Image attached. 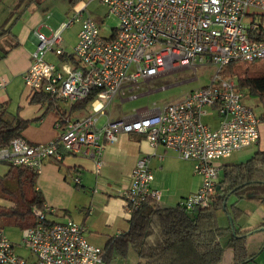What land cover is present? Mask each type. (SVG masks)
Listing matches in <instances>:
<instances>
[{"label":"built area","instance_id":"built-area-1","mask_svg":"<svg viewBox=\"0 0 264 264\" xmlns=\"http://www.w3.org/2000/svg\"><path fill=\"white\" fill-rule=\"evenodd\" d=\"M109 15L118 19L110 37L86 16V5L50 35L35 32L37 48L24 73L27 88L45 94L60 104L73 105L90 96L91 114L78 120L57 121L59 136L46 144H32L18 137L0 148V165L24 167L36 174L47 159L62 161L64 154L88 150L103 161V140L117 141L119 134L142 135L151 146H164L179 158L193 163L201 178L198 191L180 205L187 211L207 208L217 193L221 161L260 145V119L245 104V93L234 77L223 74L231 64L264 61V0H98ZM81 22L72 53L63 48L62 32ZM53 54L62 64L47 60ZM214 65L211 83L190 92L180 102L156 109L138 120L111 119L97 127L100 116H108L116 98L137 99L142 82L167 74L170 68ZM0 81V94L6 89ZM0 95V110L2 108ZM216 115L217 125L204 122ZM80 183V179H75ZM154 174L149 159L142 157L123 192L129 217L147 200L160 203L161 193L152 188ZM47 211V207H45ZM24 231L22 245L35 257L32 264H102L103 249L91 244L84 224L73 220L44 224ZM0 264H31L19 257L14 244L0 227Z\"/></svg>","mask_w":264,"mask_h":264},{"label":"crops","instance_id":"crops-1","mask_svg":"<svg viewBox=\"0 0 264 264\" xmlns=\"http://www.w3.org/2000/svg\"><path fill=\"white\" fill-rule=\"evenodd\" d=\"M14 8L5 18L0 16V81L7 84L0 94L3 102L0 117L11 122L15 119L25 121L26 125L21 131L22 137L32 144H46L59 136L60 130L56 124L61 117L59 111L53 106L50 107L48 102L34 101L36 93L26 87L23 75L30 67L37 48L35 32L50 35L54 30L47 26L36 0H19ZM78 33L74 39L75 45ZM63 48H67L64 42ZM51 58L59 60L62 64V57L49 54L47 60L54 63ZM173 70L175 69L170 68L167 73ZM121 100L131 99L127 95ZM59 105L66 114V119L78 120L91 114L89 105L77 109H72L73 105ZM110 107V117L100 116L98 123L102 121V126L97 123L98 128L103 127L109 119L138 120L156 110L140 109L128 117L122 115L112 118ZM103 143V164L99 171L97 161L89 155L87 149L82 148L79 153L64 154L62 161L53 158L45 160L35 184V190L42 194L44 208L47 207L49 221L73 220L84 224L89 242L101 249H105L111 239L129 230L130 217L125 210L123 192L129 188L131 173L140 158L149 159V166L154 174L151 186L161 193V207H176L184 198L196 193L200 188L201 178L194 173L192 162L182 160L164 146H151L142 135L119 134L116 142L103 140ZM225 160L227 159L222 161ZM224 166L226 165L221 164L219 181ZM9 171L10 165H0V178L3 177L0 181L1 211H8L16 205L7 197L10 193L8 190L15 191L17 185L15 180L5 177ZM76 178L80 179L79 184L76 183ZM241 201L249 202H244L243 205L240 204ZM234 205L237 208V220L231 223L229 216H234ZM228 210L230 215L224 212L228 219L225 228L232 227V231L247 233V251L251 256L256 255L254 261L248 264H264V206L259 198L249 195L239 202L237 198L232 197L228 201ZM0 227L14 244L15 253L28 263H34L35 257L22 245L24 231L15 224L14 219L0 214ZM231 236L230 233L221 240L225 246L221 264L234 262V251L228 245Z\"/></svg>","mask_w":264,"mask_h":264},{"label":"trees","instance_id":"trees-1","mask_svg":"<svg viewBox=\"0 0 264 264\" xmlns=\"http://www.w3.org/2000/svg\"><path fill=\"white\" fill-rule=\"evenodd\" d=\"M71 1L73 4L77 3V0ZM255 63L231 64L223 74L237 80L245 97L248 95L259 99L263 106L259 119L264 124V73L253 74ZM94 98L93 95L83 102H77L72 109L86 107ZM34 101L48 102L50 107L53 106L59 111L61 119L66 115L60 103L45 94H36ZM25 125L23 120L15 119L11 122L0 117V148L21 137ZM262 143V147L260 143L248 161L223 167L218 183L220 190L212 197L207 208L199 207L196 211H187L181 205L163 208L154 200L143 202L130 217L129 230L107 243L103 249L102 263L108 262L112 255L126 256L133 251L138 259L137 264H221L225 253L221 240L230 233L232 236L228 245L234 251L233 264L254 261L256 255L251 256L247 251V233L220 226L218 212L224 211L230 215L228 201L232 197L240 201L246 196L255 195L264 206V138ZM37 176L38 174L27 168L13 166H10V171L5 176L17 183L16 190H8L10 193L7 196L16 205L8 211L0 210V214L13 218L23 231L38 226L40 214L46 216L44 224L56 223L47 219L42 194L35 190ZM234 207L233 218L229 216L231 223L237 220L236 205Z\"/></svg>","mask_w":264,"mask_h":264},{"label":"rangeland","instance_id":"rangeland-1","mask_svg":"<svg viewBox=\"0 0 264 264\" xmlns=\"http://www.w3.org/2000/svg\"><path fill=\"white\" fill-rule=\"evenodd\" d=\"M18 1L19 0H2V2H0V16L2 15L4 18L8 16ZM36 3L40 6L41 13L46 19L47 26L54 31L59 29L63 23L69 22L74 17V13L83 5H86L85 15L91 17L100 27L102 36L110 37L113 33L112 30L117 28L119 24L117 17L110 16L107 9L102 6L98 0H77L76 4H73L71 0H36ZM80 28L81 22H76L62 32L63 42L67 46L65 50L69 54L73 52L75 45L74 39ZM53 62L61 66L59 60L53 59ZM259 62L260 63H255L253 66L252 70L254 75L264 73V61ZM216 73L217 68L214 65H200L197 67L196 71L189 68L175 69L161 76L158 81L151 82L150 85L149 83L140 85V88L136 92L138 95L137 99L124 101L116 98L110 107L112 118L122 115L128 117L140 109H162L166 105L180 102L184 100L190 92L209 85ZM244 102L253 108L255 114L260 117L263 112V106L258 98L247 95ZM217 118L216 115L207 116L204 117V122L211 123V125L215 127ZM98 125L102 126V121H100ZM263 128L264 124H260L262 137L261 147L263 145L264 136ZM257 147L258 146L251 147L235 153L230 159L222 161L221 164L235 165L244 163L253 156ZM244 202L246 204V202L249 201H241L240 204L243 203V205H245ZM218 219L220 225L226 227L228 219L224 211L218 212ZM6 229H8V227H6ZM137 262V256L133 251H130L126 256L112 255L110 260L103 264H135Z\"/></svg>","mask_w":264,"mask_h":264},{"label":"water","instance_id":"water-1","mask_svg":"<svg viewBox=\"0 0 264 264\" xmlns=\"http://www.w3.org/2000/svg\"><path fill=\"white\" fill-rule=\"evenodd\" d=\"M219 190H220V186H217V191H219ZM194 211H196V209Z\"/></svg>","mask_w":264,"mask_h":264}]
</instances>
